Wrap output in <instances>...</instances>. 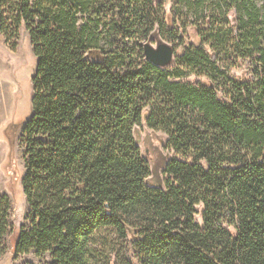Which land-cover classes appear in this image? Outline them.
Masks as SVG:
<instances>
[{"label":"trees","instance_id":"1","mask_svg":"<svg viewBox=\"0 0 264 264\" xmlns=\"http://www.w3.org/2000/svg\"><path fill=\"white\" fill-rule=\"evenodd\" d=\"M172 1L169 26L164 0H0V32L24 27L37 61L16 256L114 264L112 230L141 264H264V0ZM157 27L173 67L146 59ZM142 124L175 154L163 187ZM10 208L0 195V239Z\"/></svg>","mask_w":264,"mask_h":264},{"label":"rangeland","instance_id":"2","mask_svg":"<svg viewBox=\"0 0 264 264\" xmlns=\"http://www.w3.org/2000/svg\"><path fill=\"white\" fill-rule=\"evenodd\" d=\"M159 3L161 0H154ZM166 21L173 25V1L164 0ZM232 24L233 12L230 13ZM181 24L177 23L176 27ZM187 43L196 41V29L187 27L182 34ZM153 44L166 41L177 47L175 60L180 53L179 45L164 40L158 30L152 33ZM34 55L28 31L22 27L18 34L8 40L0 32V195H7L10 200V227L8 234L0 239V264H48L49 257L39 258L35 254L15 255V245L23 225L28 224V204L22 191V174L26 171V145L23 140V121L31 116L33 84L30 79L33 73ZM172 63L175 66L176 61ZM232 74L240 78L241 68L233 69ZM137 139L143 155L149 161L151 176L150 185L164 186V170L174 152L168 146V135L153 130L146 124L136 129ZM11 145L14 158L10 159ZM102 237H114L109 259L114 264H141L138 252L131 237L118 239L112 230H104Z\"/></svg>","mask_w":264,"mask_h":264},{"label":"water","instance_id":"3","mask_svg":"<svg viewBox=\"0 0 264 264\" xmlns=\"http://www.w3.org/2000/svg\"><path fill=\"white\" fill-rule=\"evenodd\" d=\"M144 51L146 59L159 67H168L175 60L177 49L166 41H159L154 45L151 41L145 43Z\"/></svg>","mask_w":264,"mask_h":264},{"label":"crops","instance_id":"4","mask_svg":"<svg viewBox=\"0 0 264 264\" xmlns=\"http://www.w3.org/2000/svg\"><path fill=\"white\" fill-rule=\"evenodd\" d=\"M32 49H33V48H32ZM32 52H33V50H32ZM33 55H34V54H33ZM34 58H35V56H34ZM36 68H37V61H36V58H35L34 63H33V73H32L31 76H30L31 81H32L33 76H34L35 73H36Z\"/></svg>","mask_w":264,"mask_h":264}]
</instances>
